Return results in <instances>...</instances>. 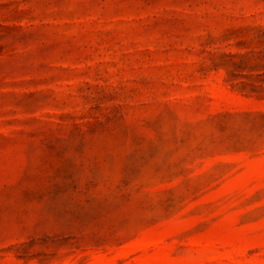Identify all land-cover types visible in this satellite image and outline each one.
<instances>
[{
    "label": "rangeland",
    "instance_id": "rangeland-1",
    "mask_svg": "<svg viewBox=\"0 0 264 264\" xmlns=\"http://www.w3.org/2000/svg\"><path fill=\"white\" fill-rule=\"evenodd\" d=\"M0 264H264V0H0Z\"/></svg>",
    "mask_w": 264,
    "mask_h": 264
}]
</instances>
